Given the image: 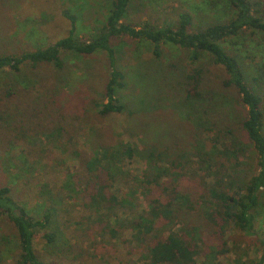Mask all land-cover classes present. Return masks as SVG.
Returning <instances> with one entry per match:
<instances>
[{
  "label": "trees",
  "instance_id": "trees-1",
  "mask_svg": "<svg viewBox=\"0 0 264 264\" xmlns=\"http://www.w3.org/2000/svg\"><path fill=\"white\" fill-rule=\"evenodd\" d=\"M62 1L66 4L62 15L70 23L65 37L33 51L0 54V74L14 78L0 82V101L12 98L17 91L29 95L33 79L21 73L23 68L49 66L62 71L65 57L102 54L108 74L101 100L93 101L94 111L99 118L128 111L125 117L132 118L135 105L129 108L123 100L126 76L117 65L122 55L120 42L129 39L150 46L156 59L161 57L163 46L187 53L185 75L177 77L172 86L176 93L183 91L184 99L172 106L188 129L159 128L154 118L142 117L123 122L120 134L106 131L101 135L95 126L84 134L81 122H63L61 113L59 122L44 118L42 124L22 129L25 122L17 111L22 108L16 106L13 111L3 106L0 135H10L13 142L10 155L0 157L2 167L8 164L22 175L36 171L37 155L29 154L26 140L38 138L68 154L66 161L72 165L60 163L65 173L62 184L52 192L43 183L31 205L15 200L12 187L0 181V229L7 225L10 233H0V264L10 257L8 253L15 264H51L36 252L38 239L49 255H69V241L60 223L68 204L79 206L85 214L79 224L95 226L101 235L110 229V222L117 227L109 230L112 238L129 231L141 250L142 264H264V90L258 93L249 82V78L251 82L259 80L249 77L243 61L249 48L239 49L249 36L264 35V3L199 0L191 6L192 12H213L210 24L197 26L191 14L181 12L173 24L155 26L148 21H124L133 0H111L104 12L95 4L85 11L84 0ZM209 66L218 69L219 75L211 76ZM52 94L50 90L47 99L55 100ZM52 104L42 102L32 110L47 115L55 109ZM234 104L242 108L236 118ZM81 139L89 147L87 152L82 151ZM14 147L21 151L13 154ZM131 161L145 162L135 182L124 170ZM70 167L76 169L71 171ZM185 179L192 183L193 191H186ZM131 181L135 184L129 187ZM179 218L182 227L174 229ZM191 220L211 227L216 243L200 248L196 243L201 240L199 227H188ZM230 231L233 233L228 237ZM249 248L254 259L242 260L241 249ZM92 260L100 262L101 258L94 255Z\"/></svg>",
  "mask_w": 264,
  "mask_h": 264
},
{
  "label": "rangeland",
  "instance_id": "rangeland-1",
  "mask_svg": "<svg viewBox=\"0 0 264 264\" xmlns=\"http://www.w3.org/2000/svg\"><path fill=\"white\" fill-rule=\"evenodd\" d=\"M109 1L111 0H84L85 11H89V8L95 4L98 11L101 9L104 12V6ZM258 1L264 3V0ZM198 2L199 0H155V2L133 0L124 21L135 24L148 21L155 26H161L165 23L173 24L179 13L187 12L192 15L197 26L210 24V17L213 12L208 13V15L192 12L191 6ZM64 6L66 4L62 0H0V54H19L23 51H33L38 46L44 47L65 37L70 30V23L62 15ZM248 39L246 45L240 46L239 49L249 48L248 53H243V61L246 70L249 72V77L251 75L259 78L255 82H251L249 78V82L258 93H262L264 90V35L255 34L249 36ZM122 42H120L122 55L117 65L126 76V86L121 93L124 96L123 100L126 101L129 108L133 104L135 105L132 107L135 109L131 110L136 112L132 118L125 117L128 111L122 115H111L105 118H99L94 111L93 101L101 100L103 86L108 74L105 57L102 54L88 57L73 55L65 57V67L62 71H55L49 66H42L37 70L23 68L21 73L29 75L33 79L30 80L33 87L30 88L29 95L17 91L12 98L0 101V109L6 106L14 111L16 106L21 107L22 110L19 108L17 111L20 120L25 122L22 129L33 124H42L44 118L49 122H59L57 118L60 113L65 117L63 122L65 119L66 122H81L84 134L90 126L99 128L98 133L101 135H104L103 132L106 131L110 135L111 133L120 134V127L123 126V122H130L135 118L141 119L142 117L154 118L153 121L159 128L172 129L176 126L178 129H188V126L184 124L185 121L180 119V113L176 112V108L172 106V103L181 102L184 99L183 91L176 93L172 86L175 85L177 77L185 75L188 61L187 53L176 47L163 46L161 57L156 59L152 55L150 46L135 43L129 39H124ZM209 67L211 76L219 75L218 69L213 66ZM5 78L9 81L14 80L12 74L7 76L0 74V82L3 83ZM2 88L0 83V89ZM50 90L51 93L53 92L52 97L55 100L47 99L46 95ZM42 102L53 103L55 109H50L51 111L47 115H42L39 110L38 114L36 111L33 112V107L39 108L42 106ZM141 106L143 112H141ZM241 113L242 108L238 104H234V118ZM15 114L17 113L15 112ZM49 114L52 117L47 118ZM36 119H39V122ZM44 124L47 125V122ZM12 135L14 136V133ZM122 138H124V142L127 141L124 136ZM239 138L246 143L248 142L243 135H240ZM184 140H186V136ZM11 142L13 141H11L10 135L5 133L3 136L0 135L1 158H4L7 153L9 154ZM26 142L30 148L29 154L34 152L37 155L34 160L38 162V168L33 172L26 171L22 175L4 163L5 168L0 165V181L4 184L6 182V185L12 187V195L15 200L31 205L35 203L43 183H47L48 189L51 188L52 192L57 189L56 186L62 184L65 173L60 163L66 162L70 166L72 162L66 161L68 154H62L56 145L52 149L51 145L42 138L26 140ZM135 144L137 145V143ZM80 145L82 151L87 152L89 150V147H85L87 145L85 140L84 142L82 140ZM20 147L23 148L22 144ZM20 147H18V151L14 147L12 153L20 152ZM41 150H47L46 154H40ZM41 158L43 159L41 160ZM144 168L145 162L131 161L126 163L124 170L135 182L137 175ZM70 169L73 171L76 167H70ZM15 175H19V178L15 179ZM12 180H14V184L11 183ZM134 182L131 181L129 187L135 184ZM184 183L186 191L194 190V186L188 179H185ZM69 200L70 204L74 203L73 200ZM146 206L147 204H144L145 209ZM63 209L64 212L62 211V217H60L61 230L69 241L71 253L69 255L66 253L49 255L43 247V241L38 239L35 241L34 247L44 260L51 264H142L140 260L141 250L138 245H135V239L129 231L120 232L117 237L112 238L109 230H117V227L110 222V229L101 235L96 231L95 226L91 228L79 224L85 219V214H81L82 210L79 206L73 207L68 204ZM128 218L132 219L133 217L129 216ZM201 222L203 221L199 220L193 223L191 220L188 227H192L194 224L199 227L198 234L201 240L197 239L196 243H199L200 248L206 249V247L214 245L217 240L211 227L205 223L201 224ZM182 224L183 220L179 218L174 229L182 227ZM6 226L0 229L1 234H10ZM232 233L230 231L227 236H231ZM241 250H243L241 253L242 260L254 259L255 255L252 248L247 251ZM246 253L248 255H244ZM8 255L10 257H5L1 264H15L13 257L9 253ZM94 255L96 259L101 258V261L92 260Z\"/></svg>",
  "mask_w": 264,
  "mask_h": 264
}]
</instances>
